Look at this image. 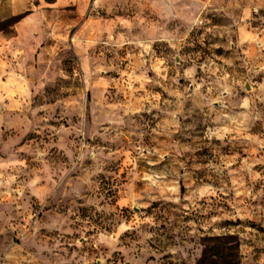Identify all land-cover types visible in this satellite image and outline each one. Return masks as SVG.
<instances>
[{
  "label": "rangeland",
  "instance_id": "374dc122",
  "mask_svg": "<svg viewBox=\"0 0 264 264\" xmlns=\"http://www.w3.org/2000/svg\"><path fill=\"white\" fill-rule=\"evenodd\" d=\"M261 205L264 0H0V264H264Z\"/></svg>",
  "mask_w": 264,
  "mask_h": 264
},
{
  "label": "trees",
  "instance_id": "16d2710c",
  "mask_svg": "<svg viewBox=\"0 0 264 264\" xmlns=\"http://www.w3.org/2000/svg\"><path fill=\"white\" fill-rule=\"evenodd\" d=\"M6 23L13 24L11 19ZM239 247V238L234 234L207 237L196 264H241Z\"/></svg>",
  "mask_w": 264,
  "mask_h": 264
},
{
  "label": "crops",
  "instance_id": "0c3cea01",
  "mask_svg": "<svg viewBox=\"0 0 264 264\" xmlns=\"http://www.w3.org/2000/svg\"><path fill=\"white\" fill-rule=\"evenodd\" d=\"M262 210L264 211V205H261ZM258 219L262 220L264 222V214L257 215Z\"/></svg>",
  "mask_w": 264,
  "mask_h": 264
}]
</instances>
